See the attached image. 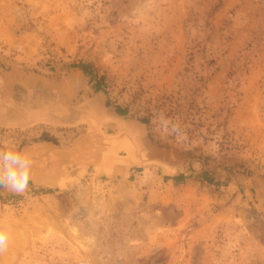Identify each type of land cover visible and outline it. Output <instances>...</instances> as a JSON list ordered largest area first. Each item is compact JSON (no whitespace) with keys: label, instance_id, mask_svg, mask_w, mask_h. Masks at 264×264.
<instances>
[{"label":"rangeland","instance_id":"rangeland-1","mask_svg":"<svg viewBox=\"0 0 264 264\" xmlns=\"http://www.w3.org/2000/svg\"><path fill=\"white\" fill-rule=\"evenodd\" d=\"M13 146L0 264H264V0H0Z\"/></svg>","mask_w":264,"mask_h":264},{"label":"clouds","instance_id":"clouds-1","mask_svg":"<svg viewBox=\"0 0 264 264\" xmlns=\"http://www.w3.org/2000/svg\"><path fill=\"white\" fill-rule=\"evenodd\" d=\"M33 161L29 156L13 146L0 151V189L20 195L29 188ZM10 227L0 223V254L8 247Z\"/></svg>","mask_w":264,"mask_h":264},{"label":"trees","instance_id":"trees-1","mask_svg":"<svg viewBox=\"0 0 264 264\" xmlns=\"http://www.w3.org/2000/svg\"><path fill=\"white\" fill-rule=\"evenodd\" d=\"M75 66L79 67L85 74H87L88 76L91 77V82H93V87L95 88L96 92H100V91L105 90V87H106L105 79L106 78L104 75H99V74L95 73L92 63L81 62ZM109 104H110V102L107 101V105H109ZM116 111L120 115H125V114H127L128 109L124 108L120 105H117ZM143 121L147 122V119H143ZM42 139L52 140L54 142H57V139L55 137H49V135H47V134H44ZM168 178H172L173 180H175L176 183H181L186 179V176L184 174H178V175H175L173 177H168ZM202 178L208 182H212L211 181L212 179L206 173H204L202 175Z\"/></svg>","mask_w":264,"mask_h":264},{"label":"built area","instance_id":"built-area-1","mask_svg":"<svg viewBox=\"0 0 264 264\" xmlns=\"http://www.w3.org/2000/svg\"><path fill=\"white\" fill-rule=\"evenodd\" d=\"M86 264H89L88 262H86Z\"/></svg>","mask_w":264,"mask_h":264},{"label":"bare ground","instance_id":"bare-ground-1","mask_svg":"<svg viewBox=\"0 0 264 264\" xmlns=\"http://www.w3.org/2000/svg\"><path fill=\"white\" fill-rule=\"evenodd\" d=\"M129 131V130H128Z\"/></svg>","mask_w":264,"mask_h":264}]
</instances>
